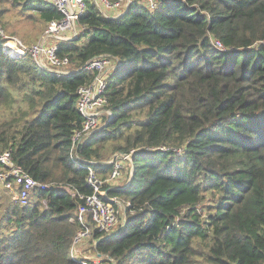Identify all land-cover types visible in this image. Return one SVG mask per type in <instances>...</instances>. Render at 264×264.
<instances>
[{
	"label": "trees",
	"instance_id": "16d2710c",
	"mask_svg": "<svg viewBox=\"0 0 264 264\" xmlns=\"http://www.w3.org/2000/svg\"><path fill=\"white\" fill-rule=\"evenodd\" d=\"M159 1L151 13L135 0L117 18L91 3L80 35L60 44L76 67L120 62L112 117L78 147L77 92L92 73L50 74L9 55L0 35V153L51 186L28 205L0 186V264H78L86 165L106 176L130 151L132 183L109 191L125 221L107 239L95 231V252L115 264H264V0ZM8 2L41 28L61 18L44 0Z\"/></svg>",
	"mask_w": 264,
	"mask_h": 264
},
{
	"label": "built area",
	"instance_id": "2783aa9c",
	"mask_svg": "<svg viewBox=\"0 0 264 264\" xmlns=\"http://www.w3.org/2000/svg\"><path fill=\"white\" fill-rule=\"evenodd\" d=\"M60 13L61 18L50 21L40 39L27 45L18 39L0 35L4 39V49L11 56L29 55L43 70L56 76L76 75L84 72L92 73V81L81 86L77 92V110L84 118L82 128L75 132L73 146L85 143L87 137L98 131L112 117L108 108L106 95L108 80L111 74L120 66L117 58L111 55L97 57L81 67H76L68 56L59 54L60 44L78 37L82 31L79 19L88 6H95L107 17L117 18L125 14L135 0H44ZM143 7L151 13L160 7L159 0H139ZM216 47L225 51V47L216 43ZM118 152L110 159L111 170L106 176L101 175V168L95 169V161L86 165L87 183L93 189L90 195H81L82 203L77 209V221L81 228L76 232L71 248V258L78 264H115L106 256L84 249L87 242L94 239L95 231L101 238L112 236L119 232L125 221L124 206L117 197H110L109 191L124 188V179L133 177V155ZM74 157V156H73ZM130 169L129 172H124ZM0 186L12 194L15 202L28 205L34 192L49 190L51 186L37 182L12 158L10 150L0 153ZM46 205V201H43Z\"/></svg>",
	"mask_w": 264,
	"mask_h": 264
},
{
	"label": "rangeland",
	"instance_id": "374dc122",
	"mask_svg": "<svg viewBox=\"0 0 264 264\" xmlns=\"http://www.w3.org/2000/svg\"><path fill=\"white\" fill-rule=\"evenodd\" d=\"M20 9V6L13 7L8 0H3V3H0V10H3L1 19L4 27L0 24V28L6 37L18 39L27 45H31L40 39L47 25L45 28L42 27V29L40 23L37 21L38 18L26 17L24 13L20 12ZM1 31L0 34L2 33ZM129 171L130 169L124 172L126 173ZM131 180L127 177V180L124 179L121 185L129 184ZM139 188V185L134 183L130 188V192L139 190ZM120 202L124 204L122 198H120ZM92 247V242H86L83 248L91 250ZM91 252L93 251L91 250Z\"/></svg>",
	"mask_w": 264,
	"mask_h": 264
},
{
	"label": "water",
	"instance_id": "95a60500",
	"mask_svg": "<svg viewBox=\"0 0 264 264\" xmlns=\"http://www.w3.org/2000/svg\"><path fill=\"white\" fill-rule=\"evenodd\" d=\"M131 183H132V180L129 182V184H128L127 186H129ZM127 186H126V187H127ZM109 237H111V236H109ZM109 237H106V239L109 238Z\"/></svg>",
	"mask_w": 264,
	"mask_h": 264
}]
</instances>
